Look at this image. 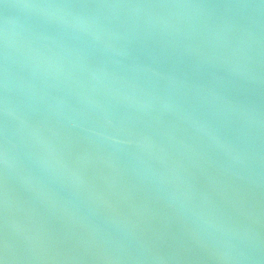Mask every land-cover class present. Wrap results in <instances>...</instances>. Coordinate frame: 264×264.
<instances>
[{
    "label": "water",
    "instance_id": "obj_1",
    "mask_svg": "<svg viewBox=\"0 0 264 264\" xmlns=\"http://www.w3.org/2000/svg\"><path fill=\"white\" fill-rule=\"evenodd\" d=\"M2 264H264V0H0Z\"/></svg>",
    "mask_w": 264,
    "mask_h": 264
},
{
    "label": "snow or ice",
    "instance_id": "obj_2",
    "mask_svg": "<svg viewBox=\"0 0 264 264\" xmlns=\"http://www.w3.org/2000/svg\"><path fill=\"white\" fill-rule=\"evenodd\" d=\"M0 264H2V261H0Z\"/></svg>",
    "mask_w": 264,
    "mask_h": 264
}]
</instances>
